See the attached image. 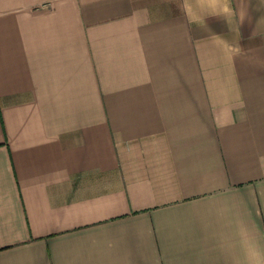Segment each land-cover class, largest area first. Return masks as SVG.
I'll return each instance as SVG.
<instances>
[{
  "label": "crops",
  "instance_id": "crops-1",
  "mask_svg": "<svg viewBox=\"0 0 264 264\" xmlns=\"http://www.w3.org/2000/svg\"><path fill=\"white\" fill-rule=\"evenodd\" d=\"M0 264H264V0H0Z\"/></svg>",
  "mask_w": 264,
  "mask_h": 264
}]
</instances>
